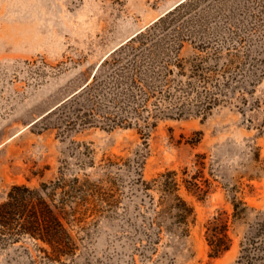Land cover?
Segmentation results:
<instances>
[{
  "label": "rangeland",
  "instance_id": "rangeland-1",
  "mask_svg": "<svg viewBox=\"0 0 264 264\" xmlns=\"http://www.w3.org/2000/svg\"><path fill=\"white\" fill-rule=\"evenodd\" d=\"M182 1L0 0V201L11 185L36 186L60 170L100 176L105 171L101 160L115 154L128 158L145 152L144 178L152 181L167 170L193 172L196 155L205 153L211 182L205 199L182 187L180 193L196 212L189 234L163 232L156 244L143 240L138 230L145 229V221L138 206L144 197L131 193L125 176L115 180L117 206L95 201L92 216L75 225L76 258L50 262L38 257L28 240L0 249V264H264V80L254 84L250 79L258 54L250 50L264 42V0H221L203 10L202 34L213 39L219 57L215 47L203 50L191 40L180 52L188 74L202 63L244 79L233 84L235 90L206 120L163 119L149 137L138 128L109 131L99 123L66 136L58 129L31 127L90 81L117 47ZM198 131L201 139L195 142ZM85 148L94 166L80 165L77 152ZM252 174L258 175L250 179ZM150 193L160 196L156 187ZM242 199L249 206L247 218L232 224L231 250L212 258L207 221L219 211L233 220V200Z\"/></svg>",
  "mask_w": 264,
  "mask_h": 264
},
{
  "label": "trees",
  "instance_id": "trees-1",
  "mask_svg": "<svg viewBox=\"0 0 264 264\" xmlns=\"http://www.w3.org/2000/svg\"><path fill=\"white\" fill-rule=\"evenodd\" d=\"M217 2L221 0H184L176 5L117 47L90 81L31 127L58 129L66 136L73 129L99 123L109 131L118 127L138 128L149 137L163 119L186 120L201 116L206 120L224 97L235 90L233 84L244 80H238L236 74L227 70L222 73L205 68L202 63L194 65L188 74L180 58L188 40L203 50L215 47L214 56L219 57L220 49L213 39L208 40L202 34L206 21L201 14ZM250 51L252 56L258 53L255 60L251 57V61H256L253 63L256 72L250 76L252 83L258 84L264 80V42ZM197 134L195 142L200 141L202 132ZM77 153L81 166L85 163L94 166L93 160L85 158L89 156L86 148ZM146 157L145 152L128 158L117 154L104 157L101 166L105 171L97 177L87 172L68 175L60 170L57 177L36 186L11 185L5 199L0 201V249L30 240L42 259L53 263L73 260L79 250L75 225H81L92 216L95 201L117 206L120 200L116 198L115 180L126 177L132 184L131 193L144 197L138 206L139 216L145 221V229L138 230L143 240L156 244L161 241L163 232L189 234L196 212L180 192L184 186L201 199L209 195L211 182L205 175L207 154L196 155L193 172L188 167L182 173L167 170L152 181L144 178ZM257 159L260 160V153ZM257 175L252 174L250 179ZM154 187L159 191V198L150 193ZM144 207L146 210L142 211ZM248 208L244 199L233 200V220L226 211H219L207 221L206 238L212 258L231 250L232 224L246 219ZM31 258L35 260L33 254Z\"/></svg>",
  "mask_w": 264,
  "mask_h": 264
}]
</instances>
